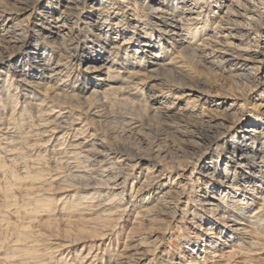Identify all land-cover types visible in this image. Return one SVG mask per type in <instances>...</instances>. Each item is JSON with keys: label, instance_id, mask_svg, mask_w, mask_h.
<instances>
[{"label": "bare ground", "instance_id": "1", "mask_svg": "<svg viewBox=\"0 0 264 264\" xmlns=\"http://www.w3.org/2000/svg\"><path fill=\"white\" fill-rule=\"evenodd\" d=\"M30 1L0 0V151L27 182L44 175L32 151L66 169L53 179L67 246L118 238L107 264H264V0ZM25 104L40 144L10 127L27 125ZM124 105L133 117L118 130ZM93 153L120 172L101 176ZM68 177L86 194L63 195ZM32 250L26 264H40Z\"/></svg>", "mask_w": 264, "mask_h": 264}, {"label": "rangeland", "instance_id": "2", "mask_svg": "<svg viewBox=\"0 0 264 264\" xmlns=\"http://www.w3.org/2000/svg\"><path fill=\"white\" fill-rule=\"evenodd\" d=\"M30 2L31 3L34 2V6H36L35 0H31ZM38 7H40V6H38ZM38 9L40 11L42 10L40 8H38ZM34 35H35V33H34ZM18 54L19 55H23L24 54V50H21ZM16 58H19V57H16ZM14 64H16V63H14ZM196 68L197 69H200L197 66H196ZM1 70L5 71V73L8 74V71H7L6 68H4V69L2 68ZM0 75H3V73L0 72ZM10 89L11 90H9L8 93H9V95L11 94L10 95V100L12 102H14L13 105H14V108H16V109H14V111H16V112L17 111H20L21 108H22L21 106H23L22 105L23 98L22 99L20 98L21 97L20 92H19V90L17 91V89H16L15 86H13L12 88L10 87ZM14 90L16 91V93H14L15 92ZM14 96H16V97H14ZM46 101H47L46 102L47 105H50V104L51 105H55V106L58 105L57 106L58 108L55 107V110L56 109L57 110L59 109L61 102L54 101V103H52L50 99H47ZM2 102H4V101L2 100ZM61 104L62 105H65L63 103H61ZM25 106H27V111H25V119L28 118L26 120V124L29 127L26 125L25 127L23 126L22 128L25 129L26 132L24 130H22V131H24L22 133V131H21L22 128L19 129V128L16 127V125L18 126L19 122H16L13 118H12V120H14V121H12V120L9 121V124L11 123L10 124V127L11 128L13 127L12 129L14 131H16L18 134L20 133V135H22V137L23 136L25 137L26 135H28L30 133V131H32L30 133V135L31 134L32 135L28 137V140H29L30 144H34V145L40 144V143H42L41 140L43 139L44 136L37 134V126H36L37 125V121H36L35 116H34L35 113H32L33 111L30 109V107L27 104H25ZM8 107L9 106H7V109L1 107L0 113H4L7 110L6 114L8 115L10 113L9 112L10 108H8ZM127 111H129V112H127ZM16 112H14V113L16 114ZM73 112L74 113L75 112L78 113L76 110L73 111ZM116 112H117V117H119V118L116 117V119H117L116 120V123H118V125L116 124L118 126V127L116 126V128L118 130L124 129V128L127 129V127H128L127 120H129L128 118L133 117V112L132 111L130 112V109L126 105L122 106L121 107V110L119 109V111H116ZM47 116H45V117H47ZM134 117H137V116H134ZM30 121L32 122V124L30 123ZM12 122H13V124H12ZM14 123H16V124H14ZM123 124H124V126L125 125L126 126L125 127L122 126ZM30 128H31V130H30ZM150 133L151 134L148 136V140L150 139V141H153V139H155V138H157V140H158V138L160 137V135H158L157 131L156 132L152 131ZM120 134H122V132H120ZM120 134L118 136V141L120 143H127V144L129 143V145L130 144L132 145V144L136 143L134 140L129 139V138H126V136L120 135ZM4 142H5V140H4ZM6 145L7 146L9 145L8 146L9 148L11 146L8 143H4L5 149L7 147ZM63 145L64 146L61 145L62 146L61 147L62 148L61 151H64L67 148V146H68L67 143H63ZM146 146L147 145L144 144V148L146 149V152H148V149L149 148H148V146L147 147ZM41 149H42V152L44 154H46L45 155V158H46V156L49 157L48 156L49 155V152H47V150H44V147H42ZM26 151L27 152H31L32 150L29 149V148H26ZM32 152L33 153H30L28 155H25L26 156L25 158L30 159L29 160V164H28L29 165V168H31V171L32 172H35V171L36 172L44 171V175L43 176H40L39 179L38 178L35 179V181H34L33 178H29V180L27 182L26 178L23 177L24 176V173L21 170H19L14 165L13 161L10 160L9 157H6L5 154L4 153H1V151H0V264H26L28 257H25L24 255H21V254L22 253L25 254V252H29V250L31 248L34 250V255L31 254L34 257L32 258L31 255H30L29 256V259L32 262H35V263L40 261L39 262L40 264L41 263H45V264H67L68 263L69 264V262L71 264V261L73 260L72 258H74L73 257L74 254L77 253L78 251H80L81 249H83V250H82V252H79L80 253L79 254V257H80V259L82 258L83 261L80 260V259H78V262H76L75 264H78V263L79 264H88V263H90V264H107V254H108V252L114 253L115 261H117L118 260V257H119L117 255V253H119V250H118V252H116L117 250L115 249V244L118 242V238L115 239V240H113L114 243L112 244V246H108V247H105V246L97 247V245L96 246L94 245L95 242L94 241H91L88 238H86V239H79L78 240L79 242L77 243L78 245L75 244L74 246L73 245L67 246V244H68V242L70 240H69L68 237H66L67 235H66V233L63 230V227L64 226L62 227V224L58 222V220H59L58 217H61V216H60V213H58L59 211H58V207L57 206H59V205H57V202L56 201L58 200V198H59L60 195H59V193H57L55 191L57 189L58 184L53 179L54 177H57V175L58 176H60L62 174L67 175L66 169L64 170V168H60L59 172H57L54 168H52L51 166H48L45 163L44 164H36V163L33 164L32 161H33V158L35 157L36 154H35L34 151H32ZM93 157L91 158L89 165L95 164L97 166L98 171L100 170V173L99 174L101 176L104 175V173L105 174L109 173L111 175L116 176V174L118 172H120L121 166L119 164H116V167H115V165H113L110 161L109 162H104V163H98V160L100 161L102 159V157L99 156L97 153H93ZM130 160H132V158ZM104 167H107V170H110V172L107 171V173H106V172L102 171V169ZM114 171H115L116 174L114 173ZM16 177L19 178V179L22 178V180H18ZM45 177H46V180H45ZM13 178L16 179L17 182L18 181H21V182H18V183L16 181L14 182V179ZM90 179L92 180V182L96 180V178H94L93 176H91ZM68 180L65 182V184H67V187H68L69 190L68 191H64L63 192V195L68 194V193H70V194H74L75 193V195L76 194H80V193L81 194H86L83 191L81 192L80 189H78V188L76 189L74 186H70L69 182L71 180H70L69 177H68ZM31 181H32V183H31ZM21 183H22V185L32 186V188H36L37 187L35 189L36 191L33 189V190H31L33 192V194H32V192L30 193V191H28L29 193H27L24 190L25 186L24 187H21L20 190H19V187L22 186ZM26 183H28V184H26ZM65 184L60 185V187L63 186L62 187L63 189H67V187H66ZM8 186L10 187V189H8L9 188ZM78 191H80V192L78 193ZM37 193H38V195H37ZM24 194H26V195H24ZM28 195H29V197H28ZM36 196H38V197H36ZM48 197H50V199H52V200L46 201L45 199L48 198ZM28 198H30V199H28ZM39 202H40V204H39ZM44 202L45 203H48L49 202V205H45ZM85 204L87 205L89 203L85 202ZM32 206H34V207H32ZM47 207H49V209H47V211H46L45 209ZM50 210H53V211H50ZM36 212H37V214H36ZM44 213H45V215H44ZM86 213H87V216H86ZM86 213L84 215L86 217H89L88 216V211H86ZM30 221H31V223H30ZM54 223H55V225H54ZM58 223H59V226L57 227L56 225ZM60 225H61V227H60ZM50 226L53 229L51 228V230H50V228H49ZM54 226H55V228H54ZM40 228H42V229H40ZM45 229H47V230H45ZM26 231H27V233H26ZM48 231L50 233H53L54 232L53 233L54 236L52 234H49L48 235V233H49ZM71 231H70V234H71L70 237H73L74 238V235H75L76 231H72V233H71ZM21 232H24L25 233V235H23L24 238H23V236H22V238L20 237V233ZM65 237H66V239H68L67 241H66ZM18 240H19V242H18ZM59 240H61V242ZM57 241H58V244L56 243ZM31 245H32V247H31ZM92 245H94V247ZM64 246H67V247H64ZM122 246H123V243L120 244L118 242V247L121 248ZM76 247L77 248L80 247V248L79 249H75ZM27 248L29 250H26ZM107 248L109 249V251H108ZM105 249H107V250H105ZM113 249H115L116 251L113 250ZM102 250H104V251H102ZM88 251H90V253ZM87 253H89V254L87 256H85ZM90 254L91 255H95L96 254V256L91 258V257H89V256H91ZM116 256H118V257H116ZM86 257H87V259H86ZM92 259H94V261H92ZM29 263H27V264H29ZM72 263L74 264L73 261H72Z\"/></svg>", "mask_w": 264, "mask_h": 264}]
</instances>
